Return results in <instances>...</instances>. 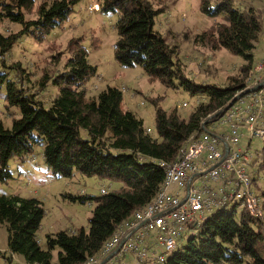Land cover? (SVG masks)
<instances>
[{
	"label": "trees",
	"instance_id": "trees-1",
	"mask_svg": "<svg viewBox=\"0 0 264 264\" xmlns=\"http://www.w3.org/2000/svg\"><path fill=\"white\" fill-rule=\"evenodd\" d=\"M77 1L2 0L0 20L17 24L19 29L0 34V69L7 68L6 58L20 37L30 36L41 43L51 30L63 24ZM156 1L101 0L98 4L99 13H117L113 59L119 67L140 68L147 84L180 89L197 100L204 97L185 119L176 108L168 113L161 109L164 94L144 97L153 107L155 136L127 110L120 88L106 85L95 96L87 95L84 85L95 76V68L88 64L79 39L68 40L63 62L59 64L61 53L53 56V71L43 70L31 84L39 90L47 85L56 90L47 108L26 86L25 83L30 86L29 80L17 88L0 70L5 100L19 111L10 129L0 123V183L11 179L9 161L23 162L35 147H41L43 164L54 178L69 179L75 171L83 177L119 185L113 191L100 189L97 196H68L72 202L93 204L87 230L47 235L44 250L36 240L44 215L42 203L35 198L0 195V224L6 232V249L20 256L24 264H82L96 255L123 222L154 199L163 176L158 163L172 160L186 138L198 131L201 121L217 120L218 110L251 87L252 69L259 61L252 63L251 54L262 28L259 14L250 7L232 9V0H218L213 6L210 0L198 1L199 13L210 19V24L191 35L192 44L211 52L225 50L242 60L233 75L226 78V84H201L183 74L177 46L153 30L154 19L164 12L155 6ZM28 15L33 18L26 19ZM183 36H189L188 31ZM11 68L22 71L18 63L12 62ZM260 153L263 166L264 140ZM258 196L264 197V192ZM236 208L230 206L229 212L222 208L204 217L182 250L175 248L162 264H264L261 223L243 209L234 218ZM144 243L147 244L146 239ZM55 248L58 251L52 263L50 251ZM124 260L131 264L129 255Z\"/></svg>",
	"mask_w": 264,
	"mask_h": 264
},
{
	"label": "rangeland",
	"instance_id": "rangeland-1",
	"mask_svg": "<svg viewBox=\"0 0 264 264\" xmlns=\"http://www.w3.org/2000/svg\"><path fill=\"white\" fill-rule=\"evenodd\" d=\"M100 1L78 0L63 24L51 30L41 43L34 42L30 36L20 37L6 58L7 68L0 70L17 88L29 80L30 86L25 83L26 86L31 88L30 92L35 93L43 107L47 108L56 90L50 85L39 90L31 84L40 78L43 70L53 71V56L61 53L59 64L63 62L68 40L79 39L80 45L87 53L88 64L95 68V76L84 85L87 95L95 96L106 85L118 88L123 86L125 92L122 94V99L127 110L142 121V127L145 130L148 129L151 136H155L152 125L153 107L144 100V97L164 94V99L159 104L161 109L168 113L176 108L178 115L184 119L196 106L197 98L188 96L180 89H164L158 84H147L145 75L138 67L122 69L117 65L113 59V45L116 39L114 24L117 13H91L89 6H98ZM198 1L157 0L155 6L161 7L164 12L154 19L153 30L160 33L170 45L177 46V58L183 66V74L188 78L196 83L223 85L226 84V78L233 75L236 68L242 64V60L229 55L225 50L211 52L192 44L191 35L197 34L210 24V19L199 13ZM215 1L218 0H210V5L213 6ZM231 3L232 9L245 10L250 7L262 18V28L251 53L252 63H256L264 56V0H232ZM32 18L33 15L26 16V19ZM18 29L19 25L0 20V34L6 35ZM185 31H188L189 36H183ZM12 62L18 63L22 71L9 69ZM5 95V88H0V123L4 129L8 130L12 121L18 119L19 111L16 106L8 104ZM199 100L204 101V97L200 96ZM210 127L208 125L209 129ZM81 136L85 137L84 133H81ZM241 145H247L246 139L242 140ZM262 147L263 141L259 139L252 140L248 146L252 157L248 175L252 180L250 191L254 195L264 192V164L260 165ZM113 153L117 152L113 151ZM30 159H33L32 163L29 162ZM7 168L11 179L5 184L0 183V195L35 198L42 203L44 215L36 232V240L42 250L45 249L44 238L47 235H53L59 231L87 230V219L93 204L72 202L68 196L81 194L97 196L100 189L113 191L119 188L117 183L99 181L95 177H83L75 171L69 179L52 177L43 164L41 147H35L27 159H23V162L19 159L9 161ZM262 198L264 202V197ZM224 211L229 212L230 207H225ZM240 212V208H236L234 218L237 219ZM204 216L207 217L209 214L205 213ZM251 227L254 228V225ZM196 232L195 226L186 228L176 241L175 251H181L187 240ZM57 251L56 248L50 251L52 263L55 262ZM0 264H24L20 256L7 251L6 232L2 224H0Z\"/></svg>",
	"mask_w": 264,
	"mask_h": 264
},
{
	"label": "built area",
	"instance_id": "built-area-1",
	"mask_svg": "<svg viewBox=\"0 0 264 264\" xmlns=\"http://www.w3.org/2000/svg\"><path fill=\"white\" fill-rule=\"evenodd\" d=\"M89 11L98 12V6H89ZM252 71V85L243 90L260 87L238 98L217 120L201 121L172 160L159 162L163 176L154 199L123 222L101 250L82 264H130L124 260L127 255L131 264H162L186 228L196 227L205 213L233 205L261 223L264 240L263 198L250 191L248 175L252 165L249 143L264 140V56ZM120 92L125 89L121 87ZM243 139L246 146L241 145Z\"/></svg>",
	"mask_w": 264,
	"mask_h": 264
},
{
	"label": "water",
	"instance_id": "water-1",
	"mask_svg": "<svg viewBox=\"0 0 264 264\" xmlns=\"http://www.w3.org/2000/svg\"><path fill=\"white\" fill-rule=\"evenodd\" d=\"M260 87V85H258V86H255V87H252V88H250V89H246V90H243V91H241L240 93H238V94H236L227 104H226V106H224L219 112H217L216 113V115L218 116V117H220L221 115H222V113L227 109V108H229L238 98H240V97H242V96H244V95H246V94H248V93H250V92H253V91H255V90H257L258 88ZM117 250V249H116ZM116 250L113 252V253H115L116 252ZM112 255V254H111Z\"/></svg>",
	"mask_w": 264,
	"mask_h": 264
},
{
	"label": "clouds",
	"instance_id": "clouds-1",
	"mask_svg": "<svg viewBox=\"0 0 264 264\" xmlns=\"http://www.w3.org/2000/svg\"><path fill=\"white\" fill-rule=\"evenodd\" d=\"M264 203V202H263Z\"/></svg>",
	"mask_w": 264,
	"mask_h": 264
},
{
	"label": "crops",
	"instance_id": "crops-1",
	"mask_svg": "<svg viewBox=\"0 0 264 264\" xmlns=\"http://www.w3.org/2000/svg\"><path fill=\"white\" fill-rule=\"evenodd\" d=\"M264 82V81H263Z\"/></svg>",
	"mask_w": 264,
	"mask_h": 264
}]
</instances>
